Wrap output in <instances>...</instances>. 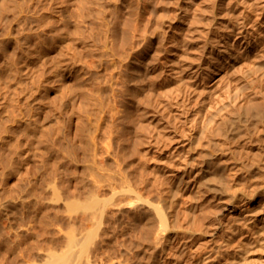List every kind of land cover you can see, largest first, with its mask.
I'll list each match as a JSON object with an SVG mask.
<instances>
[{"label": "rangeland", "instance_id": "obj_1", "mask_svg": "<svg viewBox=\"0 0 264 264\" xmlns=\"http://www.w3.org/2000/svg\"><path fill=\"white\" fill-rule=\"evenodd\" d=\"M50 1L52 2V0ZM50 1L0 0V264H5L7 262V264H32L33 261L39 264L38 262L44 261L39 257L41 256L42 258V254L43 257L50 254L49 252L53 250L50 249L52 247H55V255L57 251H61L60 253H62V248L63 246L65 247L63 244H66V238H68L69 233L73 231L75 232V236L76 234L78 236L80 235V237L76 236V238L82 240L81 235H87V233H85L87 229H81L80 226H83V223L86 222L82 221L84 209L82 212V208H75L72 206L73 204L71 205L72 207H67L66 202L70 200V198L72 199L71 194H74V192L76 193L75 195L72 194L73 199L79 196L77 190L79 194H82L80 195L82 198L84 197L85 199L86 196L88 199L90 196L88 193L91 191L89 189L91 188L93 190L99 186L101 187L102 184L100 180H102L103 176H105L103 178L106 180L101 188L104 189L105 187L106 190H109L104 191L98 188L102 192V195L104 192L106 196H109L112 192L111 190L117 191L119 193L115 194V196H117L116 199H123L124 204L128 200L131 206L134 205V203L137 204V206L135 205L137 208L143 204L139 209L144 211V209H146L145 202L139 201L140 199H138V197L136 198L133 192L132 194L127 191L126 187L128 188L131 186L134 188L135 185V189L139 194L141 191V194H143L141 197L143 196L142 199H144V196H148L145 191L149 189L147 187L150 184L152 185V189L150 188L151 190L149 189V191L153 192L157 191L155 190L157 187L164 188L165 186L173 185V182L171 180L168 181L166 176L169 174L170 177L174 178L176 172L179 170V165L182 163L184 151L188 150V148L185 150V148L189 146L187 145L188 140H183L180 132L182 133L183 128L187 129L191 126L193 119L191 121L189 119L193 118L192 114H195V110L200 104L199 102L203 100L207 103V101L209 102L211 99L216 100L218 94V96L222 98V94L226 93L227 90L230 91V89L232 92H234V90H239V88L257 90L258 87V89L264 90L262 85L264 81V61H253L250 63L251 65H249V68H251L253 64L257 65V67L251 70L245 82L238 78V73L231 70L234 66H240L241 59H247L246 55L242 58L240 55L245 51L248 39L246 40L243 38V34L241 33L236 34L235 32L232 35V32H230V27L234 24L238 26L240 19L245 17L244 30L256 35V40L263 38L262 40L264 41V10H260L259 7L257 8V5L264 4V0H104V9L107 11L103 10L102 20L103 18L104 20H101L102 24L99 22V25L103 27L108 26L111 28V31L116 30L117 32L118 29L114 27H120L123 33L126 31L130 33L128 35H130L131 38L126 33L123 34L120 29L118 33L112 31L114 37L117 34L119 35L115 38L116 41H114V43L118 44L120 49L118 45H113L114 48L116 47V49L113 48L115 51L119 49L120 52L117 50L119 56L122 53L121 49L125 46L123 49L124 53L121 54L124 60L121 59V56L117 59V57L113 55L115 51L112 50L113 52H110L109 50V55L112 53L111 56L113 57L110 56L109 58V55L106 56L105 54L107 53H105L103 60H101V62L98 61L100 63L97 64L98 62L95 60H98V56L96 58L95 55L101 53V49H99L100 51L98 50V52L92 50L90 53H95V55H91V58L89 52H86V50L83 51L84 48L82 44L76 43L79 47L78 49V47L75 46L77 50L80 51L81 48H83L80 52L78 51L80 55H82V59L78 55L76 49L75 54H77V58L73 59L74 61L68 59L70 51L67 50L66 45H64V52H67L65 54V59L68 61L67 67L63 66V64L57 66L53 65L55 64L54 55L52 50L47 48V46L52 40L51 36L59 31L61 32V29H65L63 32H65L66 37L71 38L73 36L71 31L72 27L78 24V20H80L78 18L80 14L77 13L79 10L78 8L76 10L75 7L76 3L78 5V1L73 0L72 2V0H67V2L71 1L70 4L64 2V0H55L52 3ZM59 2H62V5ZM64 3L65 5H63ZM109 3L110 6L107 5ZM46 9L49 11H46ZM54 9L57 10L54 11ZM58 9H63V12ZM72 9L73 11H71ZM116 11L117 13H114ZM58 12L60 13L58 14ZM128 12L130 15L127 14ZM199 13L204 17L201 20L202 22L197 21L196 16ZM60 14H62V17H60ZM71 14L75 15L73 16ZM77 14H79V16ZM214 14L215 16H213ZM63 15L65 18L62 20ZM69 15L71 17H67ZM38 16H40V20ZM174 16L177 17V19L172 21L176 24L174 29H169L167 27L162 28L160 23H156L160 18H163L169 23L170 19ZM36 17L38 18L36 19ZM41 18L44 19L45 22ZM69 18L71 19L69 20ZM110 18L115 19L111 21L112 19ZM59 19L63 22L59 21ZM93 20L94 19L90 16L89 18L88 16L84 18V21H89L90 23H92ZM207 20L210 22H207ZM89 22H86V24L90 27L91 24ZM95 22H93L94 25ZM142 22L144 23L142 24ZM148 22L150 23L148 24ZM41 23L43 26V23L46 24L44 27L45 29L40 25L42 26L41 29L43 34L38 26ZM97 23L98 22H96V24ZM110 23L113 25H109ZM51 24H53V27L48 28ZM93 24L91 26V28L93 27L92 31L97 33L99 27L97 28L96 26L98 24L95 25L96 30ZM141 24L143 28L144 25L147 24V27L145 26L147 28L146 31L150 30L147 32L148 41L143 47L137 46L139 33H141V29H143L142 26L140 27ZM65 25L66 27H64ZM157 25H159V27ZM190 26L191 29H188ZM134 27H136L138 31L136 28L134 29ZM52 28L57 29L54 30ZM74 28L75 27H73V29ZM164 28H166V30H164ZM49 29L51 32H49ZM45 30L48 31L50 35L51 33L53 34L50 36ZM66 30H70L72 35H70L69 31L66 32ZM75 30H77V28H75ZM40 33L42 35H40ZM134 33L135 35H133ZM43 37H45V39H43ZM124 37L126 39H124ZM44 40L49 41L47 42L48 44H45L46 46L40 42ZM98 40L97 37V43H99ZM122 40L124 42H122ZM249 40L253 42L251 38H249ZM226 41H230L233 44L228 48V52L225 54L223 50ZM38 42H40V44ZM121 45L123 48L120 47ZM262 45H264V43ZM219 50L220 53L218 54ZM85 52L89 55L87 60ZM125 52H127L128 55H125ZM235 53L237 54L235 55ZM40 54L44 56V62L46 63L48 61V64H50L49 66L43 64L44 62L41 63L45 65V67L47 66V69H45L43 65V68L39 67L41 65L39 63L40 59L31 60L35 56H40ZM224 54L225 60L222 57ZM49 55L53 58H50ZM79 60H81V63ZM89 60L90 62H87ZM105 60H109L108 62L111 60L112 64L115 63L114 65L117 64L119 66L116 65L117 68L116 66L113 67L111 62L108 63ZM77 61L79 62L77 63ZM119 61L122 63L119 64ZM26 62L27 66H25ZM105 62L107 66L109 64V66L112 65L111 67L113 70L109 66L107 67ZM37 63H39L38 66L36 65ZM72 63H74L75 66ZM71 64L73 66H70ZM77 64L81 71L80 69H76L78 68ZM88 64L91 65H89L90 68L86 67ZM92 66L93 68H91ZM51 70L53 72H50ZM54 70H56L55 74ZM76 70L78 73H76ZM143 70L144 76L141 74ZM79 71L84 73L81 74ZM90 71L94 72L96 75L98 73V75H95L93 79H91L93 74ZM78 75L80 78L83 75L81 79H83L82 81L85 83L81 82V80L80 82L77 80L80 79L77 77ZM99 75H102V78H104V76L111 77V80L108 78L110 81L106 77L102 80L100 79L99 83L96 82L98 86L100 85L99 87L101 90H99L98 93L101 92V95H97L99 87L91 84L96 77L97 79L101 78ZM84 76L87 77V79L90 78L89 80H91V83L89 80L85 79ZM261 78L262 82L259 83L261 84L260 87V85L258 86V82ZM97 79L95 81H98ZM136 80H138L137 82L139 83H137ZM76 82L84 85L86 84L85 87H87V89H90L91 87L89 86H92L93 88H91L90 91L93 89L96 93L91 91L92 97L95 99V96H98L95 103L93 101H91L93 104L91 102H89L91 104L88 103L89 110L83 107V101H80L82 100L80 93L83 91L81 89L80 91H76L79 89V84L76 85ZM95 87L98 89H94ZM209 95L210 99L207 98ZM78 101H80V103H78ZM78 107L84 108L83 110H85V113H88L85 114L79 111L81 109L78 110ZM180 112L182 113L181 115ZM83 114H85V117ZM87 115L88 118L86 117ZM79 117H83L81 118L83 121L79 120V122ZM85 118H87L88 122L85 121ZM183 119L185 121L183 124H180ZM77 121L79 123L83 122L86 129H88L87 126H90L89 129H91V131L89 129L90 132L88 130L85 131H88L92 137L87 132L85 136H83L84 138L88 136L87 139L79 137V132L77 131L81 130V128H78L82 124L80 125ZM74 123H78L77 126ZM74 126H76L77 129ZM74 130H76V133ZM138 132L141 134L140 141L138 140L139 138L137 139L140 135ZM73 133L76 135H74L76 137L75 139ZM181 141H186L187 143L185 142L182 144ZM83 143H85V146H83ZM182 145L185 148L180 149ZM79 147L82 149L85 147L84 151ZM76 152L78 155L75 154ZM73 153L76 155H74L75 159L72 157ZM77 158L79 161L76 160ZM88 159L91 163H89L90 161L88 162ZM77 161L79 163H76ZM87 164L90 165V167ZM85 166L89 168H91V166L95 167L91 169L95 170L97 173L92 172L91 169H85L87 168ZM85 170H88V172ZM73 171L76 172L74 173ZM83 171L86 172V174L84 172V176L81 174ZM73 173L76 176L74 178ZM77 173L79 179H77ZM89 173L93 174L91 175ZM68 174L70 175L68 176ZM88 174L92 176L91 179V176L89 177V180H93L90 184V181L87 180ZM101 174L103 176L100 177ZM66 175L70 179L66 177ZM95 175H97L99 179L95 181L94 185V180L97 178ZM81 176L83 179H80ZM63 178H67L65 179L66 181ZM74 179L79 180V182L85 179L88 181L87 184H89V189H86V191L83 190L81 188L83 184L78 185L80 183L77 180L74 182ZM63 180L65 183L64 186L63 183H60V181L62 182ZM108 180L111 181L110 184H107L108 182L106 181ZM98 181L100 183H98ZM84 184H86V182ZM106 184L109 186L112 184V186H108L107 188ZM65 185L68 186L65 187ZM74 185L76 190L72 192ZM90 185L94 187H90ZM96 185H98V187ZM114 185L116 187H113ZM144 185H147L146 188ZM181 186L182 184L178 185L175 195V203L179 205L183 203L184 200H188L189 194L188 192H182ZM116 188L121 190L125 188V191L130 194L124 192L126 194H124V197L123 193L120 194L124 189L123 191H118ZM66 189H69V191ZM138 189H140V191ZM65 190L72 193H67L69 196L67 194L65 195ZM54 191L58 193H56L58 198ZM153 192H149V195L151 193L154 194L151 195V197L155 196ZM80 196L78 198L82 199ZM63 197H69L66 199L65 204L63 203L65 200ZM76 199L75 202L79 203L80 199ZM83 200L81 201L85 202ZM72 201L69 202L71 203ZM131 201H133V203H130ZM69 202H67V204ZM128 202L125 206L123 205V210L126 214H130V212L132 213L133 211H140L135 209L134 206V208L130 207ZM125 209H127V211ZM225 214H227V212H224L221 216L217 213L211 221H208L207 227L210 232L201 235L203 249L209 250L214 244L221 241V235H225V225L221 219ZM87 223L88 222H86V225ZM122 224H124V222ZM70 226L74 228L73 231H71L72 228ZM87 227H91V224L85 226V228ZM79 228L85 231L79 232ZM138 229L137 232H139L140 229L142 230L140 226ZM87 231H89V229ZM81 232L82 234H80ZM118 235L120 234L118 233ZM84 238L83 236V239ZM53 242H55V244L57 243L58 246L54 245ZM37 246L38 248H36ZM48 246L51 247L48 249ZM4 247L9 251L6 252ZM42 248L44 251L47 248L46 253L44 251V253L42 252ZM32 252L35 254L34 257L36 259L31 257L33 256ZM3 253H7V255L4 254L3 256ZM53 253L54 252L51 254ZM60 253L58 252V254ZM212 256H216V253H213ZM6 258L8 261L5 260ZM2 260L5 261L2 262Z\"/></svg>", "mask_w": 264, "mask_h": 264}, {"label": "bare ground", "instance_id": "obj_2", "mask_svg": "<svg viewBox=\"0 0 264 264\" xmlns=\"http://www.w3.org/2000/svg\"><path fill=\"white\" fill-rule=\"evenodd\" d=\"M47 1H50V0H47ZM53 1H55V0H52V2ZM77 1H78V5L76 3ZM77 1L75 2L76 4L75 3H73V4L76 5L75 6L76 10L78 8L79 11H77V13L80 14L81 18L78 17L80 19V20H78L79 21L78 24H76L78 27L76 25L73 26V27L77 28V30H75V28L73 29V27H72L71 31H72L73 36L71 38L66 37L65 32H63V30H65V29H61V32L59 31L55 35L53 33H51V35L52 34L54 35V36L53 35L51 36L49 33V32H51V30L49 29V32L46 30H45V32L46 33L48 32L49 35L52 37L50 44L47 43V42H49L47 40L46 41L45 40L40 41L44 45L48 44L47 48L52 50L53 55H54L53 56L54 57V63H55V64L51 63L53 65L57 66V65L63 64V66L67 67L68 61H67V59H65V54L67 52L66 51L64 52V50H65L64 45H66L67 50L70 51V55L67 54V55H69L68 59H70V60L77 58V54H75L76 53L75 49L77 50V48H75V46H77L76 43H81L83 48H84V50H83V48H81V50H83V51L86 50V52H89V53L92 52V50L98 52V50L101 49V51L103 53L101 52L98 55H95V53L94 54L90 53L91 58L93 55H95L96 58L98 56V60H95L97 62L98 61L101 62V60H103V56L105 53H107L105 55L108 56L112 50L116 49V47L114 48L113 45L114 46L118 45V44L114 43V41H116L115 38H117L118 34L114 37V34L112 32L114 30L111 31V28H109L108 26L103 27L102 25H99V22H100V24H102L101 20H102L103 10L107 11L104 9V5H103L105 1L104 0H77ZM113 1H116V0H113ZM64 2H67V0L66 1L64 0ZM70 2L71 1H69L67 3L70 4ZM72 2H73V0H72ZM47 3H49V2H47ZM57 3H58V1H57ZM63 5H65V3ZM107 5L110 6V3ZM251 5H252V3H251ZM71 6H73V5H71ZM263 6H264V4H259V5H257V8L259 7L260 10H264ZM75 7H74V9H75ZM46 8H48V7H46ZM56 10L54 9V11H56ZM58 10H61V9H58ZM46 11H49V10L46 9ZM71 11H73V9ZM50 12H52V11H50ZM61 12H63V9L61 10ZM59 13L60 12H58V14ZM114 13H117V11ZM79 14H77V15L79 16ZM127 14H129V12ZM176 14H177V12H176ZM71 15H73V14H71ZM86 15L88 16V18H89V16L92 17L94 19L93 22H95V21L98 22L97 23L98 25L95 22V25H97L96 27L97 28L99 27L97 33L92 31L93 27L91 28V26H92L93 22L90 23L89 21H84V18L87 17ZM213 16H215V14ZM38 17L40 20V16H38ZM38 17H36V19ZM60 17H62V14H60ZM67 17H71V16L69 15ZM110 17H111V15H110ZM64 18L65 17L63 15L62 20ZM115 18H113V19H115ZM196 18H197V21L202 22L201 20L204 17H202V14L199 13L196 16ZM244 18L245 17L240 19V22H238V24H239L238 26L235 24H234L235 26L232 25L230 27V32H232L231 33L232 35L235 32H236V34L241 33V34H243V38H245L246 40L248 39L247 44L245 46L246 49L244 48L245 51H243L244 50L243 49L242 50L243 53H242V55H240L241 58L244 57V55H246L247 59H244V58L241 59L242 61H241L240 66L237 65L236 67L234 66V68L231 69V70L235 71V73H238L239 77L238 76L237 77L241 81L244 80V82H245V79L248 76V74L251 72V70L254 69L255 67H257V65L253 64L254 65V66L252 65L253 68H252V66H251V68H249L250 67L249 65H251L250 63L253 61L254 62L264 61V45H262L264 43V41L262 40L263 38L260 39L259 37H258L259 39L256 40L255 39L256 35H253L252 32H249V31L246 32V30H244V27H245V23H244L245 19ZM70 19L71 18H69V20ZM105 19H107V18H105ZM110 19H112V18H110ZM113 19L111 21H113ZM139 19H141V18H139ZM175 19H177L176 16L172 17L170 19L169 23H167V21H165L163 18L162 19L160 18L156 23L157 24L160 23L162 28L167 27L169 29H174L176 24L173 23L172 21H174ZM42 20L44 21V19H42ZM69 20H67V21H69ZM103 20H104V18H103ZM107 20H109V19H107ZM59 21H61V20L59 19ZM64 21H66V20H64ZM91 21H92V19H91ZM105 21H104V23H105ZM208 21L209 20H207V22ZM61 22H63V21H61ZM86 22L87 23L89 22L91 24L90 27L87 26ZM67 23H65V24H67ZM139 23H141V22H139ZM143 23L144 22H142V24ZM149 23L150 22H148V24ZM43 24H44V26L42 25V23L38 25L40 27V29L42 26H43V28L45 27L46 24L45 23H43ZM61 24H64V23H61ZM111 24L112 23H110L109 25H111ZM142 24L140 25V27L142 26V28H143ZM40 25H42V26H40ZM51 25L50 26L48 25L49 26L48 28L53 27V24H51ZM95 25H94V27H95ZM146 25H144V28L141 29L142 30L141 33L138 32L140 35L138 36L139 38L137 40V46L143 47L144 45H146V42L148 41L147 40V38H148L147 32H149L150 30L146 31L147 30ZM157 26L159 27V25H157ZM64 27H66V25ZM88 27H89L90 31L89 30L87 31ZM96 27H95V30H96ZM136 27H134V29ZM158 27H156V28H158ZM114 28H117L118 32H119L120 27L119 28L114 27ZM189 28L191 29V26L188 27V29ZM52 29H54V28H52ZM55 29H57V28H55ZM58 30H59V28H58ZM73 30H75V31H73ZM120 30H122V29H120ZM164 30H166V28H164ZM40 31L42 33V29ZM67 31H69L70 35H72L70 30H66V32ZM124 31H126V30H124ZM137 31H138V29H137ZM74 32H75V35H74ZM41 33H40V35L43 34V33L42 34ZM122 33H123V30H122ZM124 33H126L127 35L130 34L127 31ZM131 35H132V33H131ZM133 35H135V33ZM128 36H130V35H128ZM97 37L99 39L98 40L99 43L96 42ZM132 37H135V36H132ZM130 38H131V36H130ZM249 38H251L253 42H251V40H249ZM43 39H45V37H43ZM122 39H123V36H122ZM124 39H126V38L124 37ZM37 41H38V39H37ZM40 42H38V43L40 44ZM122 42H124V41L122 40ZM39 44H38V46H39ZM188 44H189V41H188ZM232 44L233 43H231L230 41H226V45L224 44L225 48L223 50L225 54L228 52V48L231 47ZM126 45H127V43H126ZM120 47L123 48L122 45ZM118 48H119V45H118ZM124 48H125V46H124ZM39 49H41V48H39ZM78 49H79V47H78ZM119 49H117L118 52H120ZM123 49H121L122 53H124ZM109 50H110V52L108 53ZM117 50L116 51L114 50L115 52L112 51L113 55L116 56L117 59L120 56L122 57L121 59H123L124 57H123V55H121L122 53L119 56L117 54ZM78 51L79 50H77V53L82 59V55H80V53H79L80 51L79 52ZM129 51H130V49H129ZM131 51H132V49H131ZM86 52H85V54L87 55ZM154 53H155V51H154ZM219 53H220V50H219L218 54ZM41 54H40V56L39 55L35 56L31 60H37V59L39 60L40 59L39 63L40 64L43 63L44 62V56ZM44 54H46V53H44ZM126 54H127V52H125V55ZM225 54L222 55L223 59L225 58ZM236 54L237 53H235V55ZM111 55H112V53H111ZM111 55H109L108 57L110 58ZM156 55H157V53H156ZM88 56L89 55L86 56V60L88 59L87 58ZM153 56H155V55H153ZM49 57L51 58L52 56L49 55ZM111 57H113V56H111ZM84 58H85V55H84ZM79 61L81 63V60H79ZM79 61H77V63ZM105 61H107V60H105ZM52 62H53V59H52ZM75 62H76V60H75ZM87 62H90V60ZM100 62H98L97 64H99ZM110 62H111V60H110ZM110 62H108V63H110ZM39 63H37L36 65L38 66ZM46 63L44 62L43 64L50 66V64H48V61ZM105 63H104V65H105ZM121 63L122 62H120L119 64H121ZM43 64H41L39 67L40 68L44 67L45 69H47V66L45 67V65H43ZM72 64L74 65V63H72ZM72 64L70 66H73ZM111 64H112V62H111ZM114 64H112L113 67H115L117 65V64L116 65H114ZM42 65H43V67H42ZM89 65L90 64H88L86 67L90 68L91 65L90 66ZM25 66H27V62L25 63ZM106 66H107V63H106ZM106 66H105V68H106ZM111 66H109V67L112 69ZM117 66H119V65H117ZM117 66H116V68H117ZM39 67H38V69H39ZM77 67H78V64H77ZM231 67H232V65H231ZM237 67H238V69H237ZM91 68H93V66ZM70 69H71V67H70ZM76 69H80V68L78 67ZM94 69H93V71H94ZM49 70H50V68H49ZM56 70H54V74H55ZM57 71H59V70H57ZM68 71H69V69H68ZM80 71H81V69H80ZM104 71H106V70H104ZM107 71H108V68H107ZM50 72H53V71L51 70ZM59 72H61V71H59ZM90 72L93 74V76L91 75L92 76L91 79H93V77L96 75L95 74L96 71H94L95 73L92 71H90ZM141 72H142V70H141ZM61 73H60V75H61ZM76 73H78V71ZM83 73H81V74H83ZM85 73H86V71H85ZM141 74H143V76H144V70H143V73H141ZM69 75H71V74H69ZM75 75H77V74H75ZM97 75H98V73H97ZM82 76H81V78H83ZM99 76L101 78L97 79V77H96L95 80L97 79L98 81L93 80L92 83H91V80H89L90 78L87 79V77H85V79L89 80V82L92 85H94V86L96 85V87H99L100 85L98 86L96 84V82L99 83L100 79L102 80V79L107 77V76H104V78H102V75H99ZM77 77L80 78L79 75ZM81 78L77 79V80L79 82L81 80V82L85 83L84 81H82L83 79H81ZM108 78L111 80L110 76L107 77V79ZM107 79H105V80H107ZM132 79H133V77H132ZM261 80H262V78L258 82V86L260 85V87H261V84H259V83L262 82ZM109 81H107V82H109ZM137 81L138 80H136V82ZM77 82H76V85L79 84L78 85L79 89H77V90L75 89V90L80 91V89H81L83 91L80 93L82 96V100H80V101H83L84 106L82 104L81 105L83 107H85L86 109H88L89 104L92 103L91 101H93L94 103L96 102L95 100H97V98H98L97 95L101 93V92L98 93V91L101 89H100V87H99V89L97 88L98 90L96 89V87L94 88L97 90V95L95 96V99H94L91 94H92V92L93 93H95V92L93 91V89L91 90L92 92L90 91V89L93 87L89 86L91 88L87 89V87H85L86 84L84 85L82 83H77ZM86 82H88V81H86ZM263 82H262V85L264 88ZM137 83H139V82H137ZM102 84H103V82H102ZM105 84H107V83H105ZM101 88H103V87H101ZM228 91L229 90H227L226 93L223 92L224 94L221 93L222 98L220 96H218L219 95L218 94L216 100L211 99V101L209 100V102L207 101V103H205V101H203V100H202V102H204V103H202L200 101L199 103L201 105L199 104L198 108L195 110V114H192L193 118L189 119L190 121L193 119L192 124L190 123L191 126L189 125L190 127L187 129H184V128H183V130L181 129L182 133L180 132V135L182 134L181 136L183 137V140H188V143L186 141L182 142L183 140L181 142H182V144H184L186 142L187 145H189V146L185 148L182 145V147L180 148V149L185 148V150L188 148V150L184 151L185 153H184L182 161H181L182 163H181V165H179V168H178L179 170L175 174V176L177 175L176 178H175V176H174V178L170 177L169 174H168V176H166V178H168V181L171 180L173 182V185H168V186H165L164 188L157 187V188H155V190H157V191L153 192V191H149V189L152 187V185L150 184L147 187L149 189H146V191H145L146 194H148V196L146 195L147 197L144 196L146 199L145 198L142 199L143 196L141 197V195H143V194H141L140 189H138L140 191V194H139V192L135 189V185H134V188L131 186H129L131 188L126 187L127 191H129L130 193L133 192L135 194L136 198L138 197V199H140L139 201L145 202L144 204H146V209H144V211L141 209L143 212L139 209L143 204L141 206H139V208H137V207H135V205L137 206V204L134 203V205L131 206V204H129L128 200L126 199L128 202V205H130V207L134 206L135 209L140 210V211H133L132 213L130 212V214H126V212H124V210H123V205L125 206L127 202L124 204L123 199H116L117 196H115V194L119 193L117 191L111 190L112 192L110 193L109 196H106V194L104 192L102 195V192L100 191V189H98V188L102 187L103 183H105V180H106L103 178L105 176H103L102 174L100 175V177L103 176L102 180L104 179V181L102 182V180H100L101 184H102L101 187L100 186L98 187V185H96L98 188H96V189L94 188L92 190L91 188L89 189L88 185L93 182V180L92 181L89 180V177L93 173L92 174L89 173L91 175L89 176V174H88V176H87L88 177L87 180L90 181L89 184H87L88 181H86L85 179H84V181L81 180L82 183L79 182V180H77V179H79V175L77 173L78 178L74 179V182H75V180H77L80 183V184H78L76 182L78 185L83 184L81 188L85 191H86V189L91 190L90 193H88V194H90V196L88 197V199L85 196V199H84V197L82 198L80 196L82 194L81 193L79 194V191L77 190V192H78L77 194L82 199L78 198L79 196L76 195L77 199L76 198L75 199L76 200L80 199L79 201L81 202L80 203L78 201L79 203H76L75 199H73V196H72V194H73L72 192L76 190L74 188L76 185L75 184L73 186L74 189L72 190V192H67V191H69V189L68 190L66 189L67 191L65 190V192H66L65 195L67 193H69V194L72 193L71 194L72 199L70 198V200H68L67 202L72 201V200H74V201H72L71 203L69 202L67 204L66 199H68L69 197H67V198L63 197V198H65V200L63 199L64 200L63 203L65 204V202H66L67 207L71 206L73 204L72 206L75 208H82L81 211L84 209L82 221L88 222L89 224H91V227L85 228V226H87V225L89 226V224L87 223V225H86V222H84L85 224L82 222L83 226L80 225L81 229H85V230L89 229V231L84 230L85 233H87V235H81L82 240L80 238H79L80 239L79 240L78 238H76V236H78V235L76 234V236H75V232L73 231L74 226L71 222V224L73 226V227L70 226L72 228L71 231H73L74 233L73 232L69 233L68 238H66L67 242L65 241L66 244L65 243L63 244V245H65V247L63 246L62 253H60L61 251L56 250L57 254L55 255V250H54L55 247L50 248L51 246H48V249L50 248L51 250L53 249L54 251L48 250V251H50L49 252L50 254L47 253L48 255L45 256L46 258L43 257V254H42V258H41V256L39 257L41 260H44V261L38 262V260H39L38 259L37 262L39 264L40 263H42V264H63V263L64 264H264V90L258 89V87H257V90H253V89L252 90H245L243 88L242 89L239 88V90H236V91L234 90V92H232L231 89L229 92ZM78 97H79V95H78ZM207 98L210 99V95ZM98 100H100V99H98ZM204 100H205V98H204ZM80 101H78V103H80ZM89 102H91V103H89ZM87 104H88V106H87ZM79 107H81V106H79ZM79 107H78V110L81 109L79 111H82L85 113V110H83L84 108H79ZM87 113H85V114H87ZM85 114H83L84 117H85ZM181 114L182 113L180 112V115ZM88 115L86 116L87 118H88ZM79 118L80 119H78V121L79 120L83 121V119L81 120V118H83V117H79ZM87 118H85L86 119L85 121L88 122ZM184 121L185 120L183 119L182 123H180V124H183ZM75 123H76V121H75ZM84 123H86V122H84ZM77 124H75V125L77 126ZM79 124L80 125L82 124L81 126L79 125L80 127L78 128V129L81 128V130L77 131V132H79V137L82 138L83 136H85L86 132L88 133V131L89 130L91 131V129H89L90 126H87V128L89 130L86 129L85 124L83 125V122H81ZM76 126H74V127L76 128ZM181 128H182V125H181ZM85 130H88V131H85ZM74 131L76 133V130H74ZM88 134L90 135V133H88ZM74 135L75 134L73 133V136ZM75 136H74V139L76 138ZM90 136L92 137V135H90ZM139 136L137 137V139L139 138L138 140L140 141L141 134ZM79 137H78V139H79ZM87 138H88V136H87ZM87 138L83 137L82 139H87ZM83 144H84L83 146H85V143H83ZM81 147H79V148L82 149ZM84 149H85V147L82 149V151H84ZM75 154L78 155L77 152ZM75 154L74 153H73V155L71 154L73 158H74ZM76 160H78V158ZM78 161L76 163H79ZM89 161L90 160L88 159V162ZM74 163H75V161H74ZM89 163H91V161ZM88 166L90 167V165H88ZM85 167H87V166H85ZM89 167H87L85 169L90 170L91 168H93V169L95 168L92 166H91V168H89ZM93 169H91V171L97 173ZM85 171L88 172V170H85ZM85 171H83V173L81 172V174H83L82 176H84ZM86 172H85V174H86ZM69 175L70 174H68V176ZM97 175H99V174H97ZM97 175H95V176H97ZM68 176L66 175V177H68ZM82 176L80 177V179L81 178L83 179ZM74 177H76L75 174H74L73 178ZM91 178H92V176L90 177V179ZM95 178H93V179H95ZM63 179L65 180L67 178H63ZM97 179H99L98 176H97L96 180H94V185H95V181H97ZM64 180L62 182L60 181V183H63V186L65 184ZM83 182L84 183L86 182V184H84ZM106 182H108L107 184L111 183V181H109V180ZM71 183H72V181H71ZM98 183H100V182L98 181ZM112 184H113V182H112ZM112 184H111V186H112ZM179 184H182V186H181L182 192L184 191L185 193H187V192L189 193L188 194V200H184V202L181 203L180 205L178 203L177 204L175 203V195H176V191H177ZM128 185H133V184H128ZM67 186L68 185H65V187H67ZM69 186H71V185H69ZM108 186L109 185H107V188H108ZM111 186H109V187H111ZM146 186H145V188H146ZM90 187H94V186L90 185ZM113 187H116V186L114 185ZM136 188H138V187H136ZM101 189H103V188H101ZM117 189L118 188H116V190ZM123 189H124V191H123ZM103 190L104 191L106 190L105 187ZM107 190H109V189H107ZM119 190L123 191L120 194H122V193H123V195L125 193L130 194V193H127L125 191V188H122V190L118 189V191ZM148 191L155 193V196L151 197V195H154V194L151 193L149 195ZM54 193L56 194L57 192L54 191ZM75 193L76 192H74L73 195H75ZM83 194H84V192H83ZM120 194H119V196H120ZM125 195H124V197H125ZM57 198H58V195H57ZM81 200H83L85 202H82ZM130 203H133V201H131ZM138 205H140V204H138ZM67 210H68V208H67ZM125 210L127 211V209H125ZM70 211H71V209H70ZM224 212H227V214H225V216H223V218H221V219H222L223 224L225 225V230H224L225 235H221V241L214 244L209 250L203 249V246H202L203 241H201V239H202L201 235H205V234L210 232V230L207 227L208 221H211V219L213 217H215V215L217 213H219V215L221 216L222 214H224ZM78 217H79V215H78ZM122 221L124 222V224H122L123 223ZM69 225H68V228H69ZM139 226L142 228V230L140 229V231L137 232L139 230L138 229ZM81 229L79 230V232L83 231ZM141 231H142V233H141ZM118 233L120 235H118ZM139 233H141V234H139ZM80 234H82V232ZM83 236L85 237L84 239H83ZM78 237H80V235ZM8 242H9V239H8ZM53 243H54V245H57V243L56 244H55V242H53ZM51 244H52V241H51ZM17 245H18V242H17ZM11 246H13V245H11ZM15 247H17V246H15ZM15 247H12V248H15ZM6 248L4 250H6V252L9 251V250H7L8 248L7 249ZM36 248H38V246ZM35 250H38V249H35ZM38 251H37V253H38ZM43 251L44 250L42 248V252ZM46 251H47V248L44 252L46 253ZM52 252H54V253L51 254ZM58 252L60 254H58ZM213 253H216V256H212ZM4 254L7 255V253H3V256H4ZM8 254H11V253H8ZM13 255H17V254H13ZM34 255L35 254L33 253V256H31V255L30 256L33 258ZM40 255H41V253H40ZM3 256H2V258H3ZM5 260H7V258ZM5 260H2V262ZM61 262H63V263H61ZM7 263H5V264H7ZM33 263H35V262L33 261Z\"/></svg>", "mask_w": 264, "mask_h": 264}]
</instances>
